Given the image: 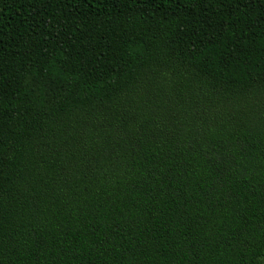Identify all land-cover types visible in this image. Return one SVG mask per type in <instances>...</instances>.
<instances>
[{"label": "trees", "instance_id": "obj_1", "mask_svg": "<svg viewBox=\"0 0 264 264\" xmlns=\"http://www.w3.org/2000/svg\"><path fill=\"white\" fill-rule=\"evenodd\" d=\"M0 264H264V0H0Z\"/></svg>", "mask_w": 264, "mask_h": 264}]
</instances>
